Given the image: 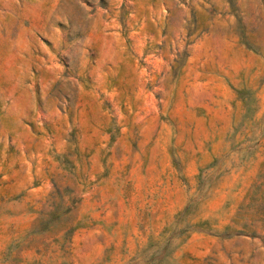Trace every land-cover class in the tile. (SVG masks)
Instances as JSON below:
<instances>
[{
    "label": "rangeland",
    "instance_id": "374dc122",
    "mask_svg": "<svg viewBox=\"0 0 264 264\" xmlns=\"http://www.w3.org/2000/svg\"><path fill=\"white\" fill-rule=\"evenodd\" d=\"M0 264H264V0H0Z\"/></svg>",
    "mask_w": 264,
    "mask_h": 264
}]
</instances>
